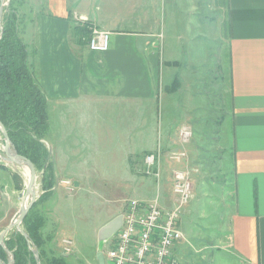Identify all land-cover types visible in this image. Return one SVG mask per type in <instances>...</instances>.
<instances>
[{
  "label": "crops",
  "instance_id": "obj_1",
  "mask_svg": "<svg viewBox=\"0 0 264 264\" xmlns=\"http://www.w3.org/2000/svg\"><path fill=\"white\" fill-rule=\"evenodd\" d=\"M120 1L30 0L26 12L21 10L19 15L29 63L47 99L49 131L43 142L53 165V193L58 178L70 179L79 188L83 185L75 178L110 175L134 187L144 170L145 155L156 148L166 162L170 152L184 151L187 160L172 164L178 169L199 159L197 150L185 148L178 139L180 127L188 125L183 123L177 133L161 138L154 122L146 124V118H138L144 108L152 112L157 96L153 90L158 89L161 57L156 58L152 50L161 18L147 3L151 0H125L127 17L115 11ZM198 3L192 2L194 10L199 9ZM205 8L210 13L209 30L228 49L229 99L223 128L232 164L229 213L206 229L212 235L197 233L196 226L180 230L178 222L183 239L173 245L171 256L178 264H191L192 254L201 255V264H264V0H207ZM78 18L109 33L106 52L90 51L74 36V26L83 23ZM201 23L193 21L191 27ZM138 36L154 38L143 52L137 49ZM113 113H118L117 120L106 123ZM121 113L125 115L122 125ZM143 128L147 132L135 141L132 135ZM137 142L143 145L137 147ZM168 147L172 149L164 150ZM8 215V220L0 215V233L15 219L11 212ZM4 247L0 264L10 260Z\"/></svg>",
  "mask_w": 264,
  "mask_h": 264
},
{
  "label": "rangeland",
  "instance_id": "obj_2",
  "mask_svg": "<svg viewBox=\"0 0 264 264\" xmlns=\"http://www.w3.org/2000/svg\"><path fill=\"white\" fill-rule=\"evenodd\" d=\"M29 1L15 0L19 24L22 20L19 16H22L21 10L23 13L26 12ZM206 1L200 0L198 10L192 8L194 0L147 2L151 10L161 18L156 32L157 43L152 50L156 58L161 57V66L159 73L156 74L158 89L153 90L154 84L151 83V89L157 92L154 108L152 107L151 113L146 112L148 108H144L143 111L146 113H140L138 118L142 116L146 118V124L154 122L161 138L167 133L171 135H174L175 131L177 133L183 123L191 127L192 136L184 147L197 150V155L201 157L199 156L200 160L193 159V164L187 165L196 170L191 177L193 197L181 210L179 228L189 230L196 226L197 233L212 235V231L206 229L215 226L219 219L226 218L229 213L227 195L232 164L229 161L230 153L225 144L223 128L229 99L228 49L219 35L212 29L209 30L207 26L210 13L205 8ZM32 5H36V2ZM115 11L127 17L128 2L121 0L119 4L117 3ZM30 12L27 11L28 14ZM198 20L202 22L201 25L191 27V22ZM212 23L211 19V26L214 29ZM176 79L179 81L177 84ZM117 115L118 113L107 115L106 123L113 125ZM124 118L125 115L121 113V125L125 123ZM146 132V128L137 129L132 137L139 141V134ZM137 143L139 144L137 147L143 145L142 142ZM2 144L0 135V147ZM165 148L166 151L172 149ZM158 149L160 150L156 148L151 153ZM0 152L3 154L1 150ZM164 159L161 160L158 183L152 176L145 174L144 164V170L139 171L136 184L131 188H128V184L121 183L123 178L110 175L103 178H75L83 186L76 187L72 194L66 193L57 185L53 195L39 205L46 219L43 234L48 238L47 248L55 254H63V241H70L71 252L64 253L67 254L69 264H99L97 251L100 248L106 249L109 243L97 244L98 230L113 215L122 214L126 202L138 200L154 203L157 198L160 207L166 208L163 206L167 204L173 207L174 195L170 172L172 169H178L172 164L179 163L167 159L168 163ZM23 171L21 166L7 164L0 157V185L3 188L0 189L1 194L3 193L0 215L5 220L10 217L9 212L12 213L13 219L18 214L21 205L20 194L25 191L27 184V177ZM104 173L111 174L109 171ZM11 175L17 176V182L12 180ZM59 179L64 178H58L57 182ZM97 179L103 180L104 183H98ZM40 180L41 175L36 172L34 203L43 193ZM91 181L94 183L90 184ZM194 260L201 264V255L192 254L191 264H195Z\"/></svg>",
  "mask_w": 264,
  "mask_h": 264
},
{
  "label": "trees",
  "instance_id": "obj_3",
  "mask_svg": "<svg viewBox=\"0 0 264 264\" xmlns=\"http://www.w3.org/2000/svg\"><path fill=\"white\" fill-rule=\"evenodd\" d=\"M19 25L15 0H9L1 18L0 121L12 147L40 173L43 193L21 224L27 238L13 230L4 240V246L12 253L14 264H37L31 248L36 249L40 264H69L67 254H55L47 248L48 238L43 234L46 219L38 207L53 195L55 184L49 150L43 142L49 131L48 106L29 63ZM91 26L88 22L74 26V36L86 43ZM11 178L15 182L18 180L16 175Z\"/></svg>",
  "mask_w": 264,
  "mask_h": 264
},
{
  "label": "built area",
  "instance_id": "obj_4",
  "mask_svg": "<svg viewBox=\"0 0 264 264\" xmlns=\"http://www.w3.org/2000/svg\"><path fill=\"white\" fill-rule=\"evenodd\" d=\"M78 19L83 24L87 22L83 18ZM108 44L109 33L92 25L86 39V47L90 51L106 52ZM191 136L189 126L180 127L178 139L182 145L186 144ZM1 147L3 148V144ZM161 156L162 153L158 149L144 159L145 174L152 176L157 183L160 179ZM167 158L172 162L181 163L187 160V155L184 151H172ZM194 172L196 170L189 167L171 170L174 205L169 209L160 207L157 198L154 203L138 200L126 202L122 212V226L107 241L109 245L105 249L103 264H178L171 256V249L176 242L183 239L178 222L182 208L193 197L191 177ZM57 184L68 194L76 190V185L70 179L59 180ZM63 245L64 253H70L71 242L63 241Z\"/></svg>",
  "mask_w": 264,
  "mask_h": 264
},
{
  "label": "water",
  "instance_id": "obj_5",
  "mask_svg": "<svg viewBox=\"0 0 264 264\" xmlns=\"http://www.w3.org/2000/svg\"><path fill=\"white\" fill-rule=\"evenodd\" d=\"M0 35H1V18L3 14V9L8 5L9 0H7V3H3L2 0H0ZM153 37H148V36H138L136 38V44H137V49L140 52L144 51V45L147 42L153 41ZM0 135L3 140V148H2V155L0 156L7 164L10 165H19V166H26L27 168V184L25 186V191L20 194L21 197V205L18 211V214L16 218L0 233V246L4 247V236L11 231L12 229H16V231L20 232L25 238H27L26 233H24L20 229V225L22 224L28 210L30 207L33 205L35 199H36V171L34 168V165L26 158L20 156L14 147H12L10 140L8 138L7 132L3 126V124L0 121ZM122 214H119L112 218L110 221H108L106 224H104L99 230H98V237H97V244H104L108 240H110L116 233L117 231L121 228L122 226ZM5 249V247H4ZM6 250V249H5ZM31 251L34 254V258L36 260L37 264H40L39 262V257L36 249L31 248ZM10 255V260L8 264H14V257L12 253L7 251ZM97 259L99 261V264H103L102 260V252L100 249L97 251Z\"/></svg>",
  "mask_w": 264,
  "mask_h": 264
},
{
  "label": "bare ground",
  "instance_id": "obj_6",
  "mask_svg": "<svg viewBox=\"0 0 264 264\" xmlns=\"http://www.w3.org/2000/svg\"><path fill=\"white\" fill-rule=\"evenodd\" d=\"M2 2L4 3L5 2V0H2ZM0 3H1V1H0ZM22 167V169L25 171V175H26V177H28V174H27V168H26V166H21ZM23 171V172H24Z\"/></svg>",
  "mask_w": 264,
  "mask_h": 264
},
{
  "label": "flooded vegetation",
  "instance_id": "obj_7",
  "mask_svg": "<svg viewBox=\"0 0 264 264\" xmlns=\"http://www.w3.org/2000/svg\"><path fill=\"white\" fill-rule=\"evenodd\" d=\"M101 252H102V260H103V263H104V253H105V249L104 248H100Z\"/></svg>",
  "mask_w": 264,
  "mask_h": 264
}]
</instances>
